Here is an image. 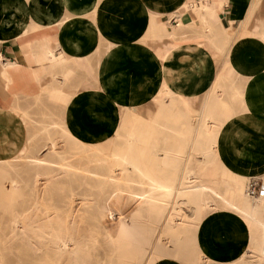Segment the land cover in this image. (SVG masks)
Listing matches in <instances>:
<instances>
[{
    "label": "crops",
    "instance_id": "0c3cea01",
    "mask_svg": "<svg viewBox=\"0 0 264 264\" xmlns=\"http://www.w3.org/2000/svg\"><path fill=\"white\" fill-rule=\"evenodd\" d=\"M153 23L167 32L151 33ZM224 34L235 40L220 53ZM100 41L110 45L108 63L93 61V79L79 71L66 85L90 86L77 90L63 114L72 136L84 143L105 139L118 120L116 100L152 111L163 82L197 96L198 106L226 55L239 73L242 105L223 126L221 161L237 174L264 178V0H0V152L7 153L1 159L25 143V126L13 109L47 83L62 81L38 59L60 52L84 60ZM198 243L212 264H230L245 252L248 228L237 215L217 211L200 226Z\"/></svg>",
    "mask_w": 264,
    "mask_h": 264
},
{
    "label": "rangeland",
    "instance_id": "374dc122",
    "mask_svg": "<svg viewBox=\"0 0 264 264\" xmlns=\"http://www.w3.org/2000/svg\"><path fill=\"white\" fill-rule=\"evenodd\" d=\"M28 1L30 0L25 2ZM93 17L94 15H91V19ZM175 19L177 20V16ZM171 24L172 22L169 26ZM156 26L153 23L151 27ZM37 28V25H31V30ZM150 30L154 33L152 28ZM234 40L235 38H231L230 34H224L217 50L221 53V48L225 44L227 47ZM101 43L100 41L99 49L93 55L85 57L84 60L80 59L76 64L63 62L62 66L56 68L59 76L63 74L61 79L65 83L64 86L58 87L59 81L49 83L53 92L48 93V88H45L39 97L27 99L18 108L13 109L25 126L24 146L30 143L29 140L32 142L26 145L27 147L23 146L28 150L27 152L23 153L19 150V154L12 155L9 166L0 168L2 172L0 173V264H55V259L59 254L57 245L53 243L27 245L19 240L11 239L13 219L16 215L23 217L34 213L37 209L34 204V180L37 167L34 165L38 163L42 166L39 170L41 173L39 178L43 180L40 182V193L46 200V207H51L59 217H63L75 205L73 218L82 220L90 230L92 238L87 243L90 252L85 254L90 264H123L119 262V259L133 258L134 255L137 256L135 264H144L150 256V250L156 259L165 258L174 261L176 255L172 249L173 243H177L176 249H182V257H184V262H187L185 257H194L200 248L198 243L200 225L195 216L200 196L196 193L192 194L193 191L185 192L186 188L180 185V180L186 175L189 155L192 156L191 163L198 168L205 169L206 166H213L216 162L220 167L224 166L221 154L217 151L220 148L223 128L212 131V140L217 146V149L212 151L201 132L200 112L208 101L207 91L211 88H220L224 90L220 99L222 107L230 109L232 115L236 114L241 108L240 87L235 82L216 83L214 78V82L201 94L198 106H196L197 96L190 97L189 105L193 107L192 113L189 114L181 109L174 113L173 118L170 114L161 118V121L167 123L168 126L179 128L178 132L171 133L149 126L153 151L151 155L144 156V177L131 178L130 172L124 167H115L112 160H108L91 148L71 152L66 143L63 150H56L57 153L55 150L46 151V146L55 137L61 136L65 141L63 133L56 129V124L57 116L63 118L64 112L60 106L64 107V104H61L59 99L65 97L68 81L76 77L79 71L83 72L85 78L93 79L96 75L93 61L98 64L108 59V63L111 58L108 56L109 44L102 45ZM94 57L96 60H93ZM166 57L167 55H164L161 58ZM224 57L221 64L227 59L226 55ZM82 61H84L83 64ZM91 73L93 75L89 77L88 74ZM101 74V70L97 72L98 79ZM81 85L80 88L90 87L88 82H83ZM111 85L112 80L111 83L106 82L107 87ZM73 89L76 90V87ZM73 89L68 88V91L71 93ZM118 102L126 105L122 101ZM142 111L143 109L138 113L144 116ZM46 127L52 130L50 135H47L44 130ZM163 151L169 153L163 157ZM31 153H36L40 162L30 158ZM116 169L119 171V177L112 182L109 172ZM4 176L14 180L15 189H10L9 182L3 179ZM67 179L70 181L68 182ZM118 183L121 187L116 190L115 184ZM69 184H72V189L69 188ZM8 195L9 200L6 199ZM71 201L74 202L70 204ZM50 203L53 206H50ZM82 205L85 206L82 207ZM38 208L41 213H44L43 206ZM175 215L179 229L182 226L181 229L186 230L180 234L179 239H176L177 231L170 230L167 220L168 217H175ZM245 224H247L250 237L245 250L247 254L245 263L235 260L230 264H259L257 257L254 256V251L260 250L259 236L249 229L248 222ZM163 240H167V247H169L165 252L160 246V241Z\"/></svg>",
    "mask_w": 264,
    "mask_h": 264
},
{
    "label": "bare ground",
    "instance_id": "6f19581e",
    "mask_svg": "<svg viewBox=\"0 0 264 264\" xmlns=\"http://www.w3.org/2000/svg\"><path fill=\"white\" fill-rule=\"evenodd\" d=\"M207 13L209 15V10ZM69 17L64 18L63 21L68 19ZM29 26L26 28L28 29ZM151 28L154 34L161 35L167 32L164 25H158L154 28L153 27ZM250 35L251 34H249V36ZM98 49H99V45H98ZM79 60H80L79 58L63 56V54L59 52L56 56L53 54H51L50 56L49 54L48 55L43 54L38 59V62L47 63L48 69L49 68L56 69L58 66H62L63 62H67V63L72 62L76 64ZM217 71L218 72L215 75L216 83L235 82L240 87L241 83H240L239 73H237L228 65L227 59H225L222 62L221 66L218 68ZM57 75L59 76L58 73ZM92 75H93L92 73L88 74L89 77H91ZM59 77L62 78L63 74H60ZM100 78H99V83H100ZM108 82L111 83V79L108 80ZM64 84H65L64 81L63 82L59 81V84L57 86L58 87L64 86ZM49 86H51L49 83L44 85L41 88L40 94L39 95L37 94V96L35 97H39L42 94L43 90H45V88H48V93L53 92V88L51 89V87ZM81 89L82 88L79 89L76 88V90L73 89L71 93L68 91V89L65 90L66 92L64 94L65 97L63 99H59V102L61 104L62 103L64 104V107L60 106L63 112H65L66 110V104H68V102L77 92V90L79 91ZM223 91L224 90L220 88L209 89L207 91V94L209 95L208 101L204 105V107H202V110L200 112L201 132L206 139V143L209 144L210 149L212 151L214 149L215 150L217 149L216 142L212 140V136H211V134L214 132L213 130L223 128L227 119L233 116L230 109L222 107L221 105L220 99L224 94ZM239 95H240V103L242 105L241 88L239 89ZM190 97L191 96L184 95L183 92L180 91L179 89H174L172 86H169L168 84L163 82L156 90L155 97L152 101V106H153L152 111L143 108L142 113L144 112L143 113L144 116L138 113L140 112L141 108L137 110L128 105H122L118 101H115V104L117 105L118 108L119 116L117 123L113 128V132L110 136L95 143H84L80 141L78 138L72 136L68 132V129L66 127V124L62 116H57L58 122L56 124L57 127L56 129H58L63 133L65 137V141H63L61 136L55 137L50 142V144L46 146L47 147L46 151L63 150L64 145L66 143L68 145L67 146L68 150H70L71 152L77 151L78 149L87 150L88 148H91L93 150H96L99 154H101L103 157L107 158L108 160H112L114 162L115 167H124L126 171L130 172L131 178H133L134 176L144 177L145 176L143 172L144 170L143 164L145 162L144 156L151 155L153 151L152 140H151L152 134H151V130H149L148 127L151 126L156 128L157 130H166L171 133L178 132L179 128L168 126L167 123L161 121V118L164 115L166 116V114H170L171 118H173L175 117L174 113L181 111V109L186 110L187 113L189 114L192 113L193 107L189 105ZM49 129L47 127L44 129L47 132V135H50V132H52V130ZM110 129L112 130V128ZM28 142L31 143L32 140H29ZM24 147L21 148L20 152L24 153L28 151L24 149ZM217 151H219L220 153V148H218ZM57 152L58 151H56V153ZM168 153H169L168 151H163V157H165ZM1 154H7V153L1 152L0 155ZM16 154H19V152L15 153V155ZM191 157L192 156L189 155L187 159L189 163L187 164L186 167V175L180 180L181 181L180 185L186 188L185 192H187V190L193 191L192 194L196 193L200 196L199 205L195 210V216L198 220L199 225L201 226L202 223L212 213H215L217 211H226L237 215L240 219H243L245 220V222H248L249 229L251 231H254L258 234L259 242L261 246H260V250L254 251L255 252L254 256L257 257L259 264H264V214H262V212L264 211V178H249L237 174L231 171L230 169H228L225 165L223 167H220L217 162L213 166H206L205 169L198 168L191 163ZM11 158L12 156L4 159L0 158V168L3 166H9L11 164V162L9 161L11 160ZM30 158H32L34 161L40 162V158L38 155H36V153H31ZM34 166L37 167L36 169L37 171L35 172V180H34V190H35L34 204L37 209L35 210L34 213L25 215L23 217L16 215V217L13 219L11 239L19 240L21 243H25L27 245H31V243L56 244L59 250V254L55 259V264H90L89 260L85 256V254L87 255V253L90 252L89 246L87 245L88 241L92 238L90 230L84 225L82 220H77L73 218V214H74L73 207L75 205L71 207L67 215H64L63 217H59L58 214H56V212L53 211L51 207L50 208L46 207V200L44 199V197H42L40 193L41 192L40 182L41 181L43 182V180L39 178L41 175L39 170L41 169L40 167L42 166L40 163ZM6 172L7 170L3 174L5 175ZM0 173L2 172L0 171ZM109 173H110L109 178L112 180V182L118 179L119 171L117 169L111 170ZM3 179L9 182L8 184L10 186V189H15L16 185L14 184V180L10 178H5V176L3 177ZM67 180L68 182L70 181L69 179ZM253 180L255 181L258 180V182L261 184V189H259L256 195H251L249 191L250 184ZM46 185H44V187ZM119 187H121L120 183L115 184V188H117L116 190H118ZM69 188L72 189V184H69ZM227 193H229V195H227ZM6 199L9 200L10 196L8 195ZM73 202L74 201H71L70 204ZM40 206L44 207V213H41L39 211L38 207ZM50 206H53V204L50 203ZM84 206L82 205V207ZM190 219L191 218H189V220ZM167 220L170 224V230L177 231L176 239H179L180 234L186 232V230L181 229L183 228L182 226L179 229L180 226L177 223L176 215L175 217L174 216L168 217ZM160 243H161L160 246L162 251L165 252V250L169 248L167 247L168 245L167 240L160 241ZM176 245L177 243H173L172 249H174V253L176 255V259L174 260V262L178 264H212L214 262L204 253L201 247L198 248L197 253L194 257L193 256H190L188 258L185 257L187 262H184V257H182V253H181L182 249H178V248L176 249ZM150 252H149L150 256L147 257V260L144 262V264H156L161 260H167L165 258L156 259L155 256H153V254ZM245 255L247 254L244 252L236 260H241L244 262ZM136 260H137V256L134 255L133 258H124V260L119 259V262L123 264H135ZM251 261L252 260H250V262Z\"/></svg>",
    "mask_w": 264,
    "mask_h": 264
},
{
    "label": "built area",
    "instance_id": "2783aa9c",
    "mask_svg": "<svg viewBox=\"0 0 264 264\" xmlns=\"http://www.w3.org/2000/svg\"><path fill=\"white\" fill-rule=\"evenodd\" d=\"M249 191H250V194L251 195H256L259 191V189H261V184L257 181H252L251 184H250V187H249ZM262 191V190H260Z\"/></svg>",
    "mask_w": 264,
    "mask_h": 264
}]
</instances>
